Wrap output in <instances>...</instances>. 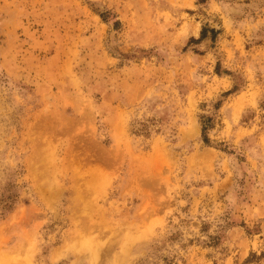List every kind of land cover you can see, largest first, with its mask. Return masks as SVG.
Listing matches in <instances>:
<instances>
[{
    "label": "rangeland",
    "instance_id": "374dc122",
    "mask_svg": "<svg viewBox=\"0 0 264 264\" xmlns=\"http://www.w3.org/2000/svg\"><path fill=\"white\" fill-rule=\"evenodd\" d=\"M0 264H264V0H0Z\"/></svg>",
    "mask_w": 264,
    "mask_h": 264
}]
</instances>
